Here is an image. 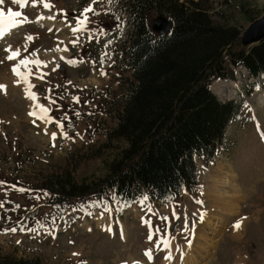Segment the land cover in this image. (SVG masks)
<instances>
[{
    "label": "rangeland",
    "instance_id": "1",
    "mask_svg": "<svg viewBox=\"0 0 264 264\" xmlns=\"http://www.w3.org/2000/svg\"><path fill=\"white\" fill-rule=\"evenodd\" d=\"M122 1L116 0L114 5H109L107 0H99L92 5L101 14H88L87 29L97 32L91 40L88 30L73 35L69 25L75 27L76 17L92 0H47L53 6L51 10L44 9L39 0L35 7L33 0H28L24 8L13 5L11 0H5V4L0 6L5 12L9 7L20 11L27 21L32 17L34 20L39 16H56L54 21L44 19L43 23L47 26L31 24L19 36L8 38L11 30L0 39L4 41L8 38L5 46L0 44V85L6 86V94L0 91V181L6 182L5 187H0V201H9L4 209H0V255L36 258L41 264H168V260L164 259L169 254L167 250L158 251L155 247L166 227L160 217L167 216L173 238L172 262L178 258L179 251L176 249L180 245H185L186 249L195 248L194 243L198 240L202 250L194 257L195 264H264V146L255 131L257 124L264 129V80L260 79L258 86L253 88L252 79L241 69H231L232 80L213 81L210 85L212 92H219L217 96L220 99H235L241 102L242 107L237 119L226 130L225 143L215 159L205 165L193 156L199 184L192 191L184 190L176 199L160 203L146 201L144 206L134 204L122 209L121 214L103 199L100 202L89 201L91 204L77 209H67L60 216V210L53 211L49 195L41 200L34 199L44 193L38 189L39 184L52 174L68 172L77 184L91 183L104 177L108 164L126 146L123 141H110L107 137L108 130L116 123L120 98L131 81L130 71L123 66L120 52L128 31L126 18L120 14ZM193 1L208 11L214 23L236 27L241 34L253 19L261 17L264 12V0ZM62 13H66V17ZM156 17L151 16L149 24ZM53 25L54 34H47V27L50 29ZM99 29L104 30L103 35L99 34ZM29 36L33 39L28 40ZM77 36L79 42L73 46L72 41ZM9 47L21 51L16 61L7 60L5 49ZM57 47L67 48V51H56ZM98 49L109 54L103 65V71L107 73L105 76L100 75L99 61L95 63L91 60L93 50ZM33 52L35 56L31 55ZM56 55L59 58L54 61ZM25 57L47 62V67L39 69V72L47 73L43 80L36 78L38 70L32 66L30 82L35 85L32 91L39 97L37 103L51 110L49 115L53 120L67 117L62 121L65 125L68 119L72 121L73 128H66L72 139L60 138L55 123L46 124L37 120L33 124V117L29 116L33 102L26 98L24 85H17V77L11 70L19 59ZM67 60L78 63L70 66ZM57 65L63 66V70H59ZM53 68L57 70L52 71ZM49 95L56 100V104H50L45 98ZM72 97H79L80 102H74ZM76 112L81 115L77 117ZM53 132L58 136L56 147H52ZM216 169L221 170V179H231L238 191L235 193L230 186L218 188L215 197L221 198L217 211L211 207L218 202L217 198L211 201L205 195L206 177L214 175ZM7 185H17L32 192L21 194ZM211 192L214 193L213 190ZM92 204L97 206L90 207ZM14 205H20V208L6 211ZM105 206L110 211H105ZM147 207L152 211L148 212ZM173 209L181 216L180 220L172 217ZM210 210L216 218L205 242L195 237L196 230L193 233L191 228L193 223L195 228L199 224V213ZM185 216L189 232H184ZM53 218L54 225L51 223ZM21 220L28 227H35L39 220L45 228L51 230L54 227L56 230L52 235L43 231L39 234L19 231L2 234L4 229L17 226V221ZM146 220L152 221L153 230L157 227L161 229V234L154 236L152 242L148 241L149 229L143 223ZM237 223L240 224L239 229L234 227ZM109 228L111 231H108ZM188 240H191V247H188ZM149 249L153 253L151 262L144 256ZM180 260L178 263L182 264V257Z\"/></svg>",
    "mask_w": 264,
    "mask_h": 264
},
{
    "label": "trees",
    "instance_id": "2",
    "mask_svg": "<svg viewBox=\"0 0 264 264\" xmlns=\"http://www.w3.org/2000/svg\"><path fill=\"white\" fill-rule=\"evenodd\" d=\"M120 11L128 28L121 60L131 81L107 137L126 146L96 181L77 184L67 172L39 184L60 216L103 199L119 211L144 196L161 202L195 188L193 155L206 165L212 162L241 108L234 100L221 102L209 84L231 79V67L244 68L255 84L264 80V40L242 48L236 27L214 23L193 0H123ZM158 14L171 21L162 36L149 24ZM0 264L41 262L0 255Z\"/></svg>",
    "mask_w": 264,
    "mask_h": 264
},
{
    "label": "snow or ice",
    "instance_id": "3",
    "mask_svg": "<svg viewBox=\"0 0 264 264\" xmlns=\"http://www.w3.org/2000/svg\"><path fill=\"white\" fill-rule=\"evenodd\" d=\"M99 0H92V3L89 4V6L85 7L83 9V11L81 12L80 16L76 17V24L75 27H72L71 25H69V27H71V31L73 33V35H76L77 33H83L84 31L88 30L87 29V25L89 23V13H92L94 16H99L101 13L97 12L94 10L93 6L94 4L98 3ZM109 5H114L116 0H107ZM11 3L13 5H19L20 8H24L25 5L28 3V0H11ZM39 3L43 5L44 9L46 10H51L52 9V5L50 3L47 2V0H39ZM5 4V0H0V6ZM37 4V0H33V6L35 7ZM65 17H66V13H62ZM22 13L20 11H14L11 7L7 8V11L5 12L3 10L2 7H0V39H2L7 33H9L12 29H15L19 26H21L22 24L27 22V17H24L23 19H21ZM44 19H47L49 21H54L56 19L55 15H49L48 17H44V16H39L38 17V21H43ZM117 20H119V17L116 18ZM49 31H52L51 29H49ZM99 34L103 35L104 34V30L103 29H99ZM97 32L96 31H92V30H88V38L89 40L92 39V37L96 36ZM28 40H32L33 38L31 36L27 37ZM79 42V36H77L76 40H73V46H75L77 43ZM60 43H63L62 41ZM109 43H111V41H109ZM105 47H107V45H105ZM56 51H67V48L64 49H60L59 47H57ZM5 52L8 53L7 55V60L8 61H16L20 56H21V51L19 49L17 50H12L11 47L5 49ZM25 52H27V48H25ZM31 55L35 56L36 53L33 52L31 53ZM109 54L108 53H104L99 60L100 66H101V71H100V75L101 76H105L107 75L106 72L103 71V65L105 62V57H107ZM61 59H64V57H61ZM83 61H79V63H82ZM67 64H69L70 66H76V64L78 63V61L76 60H67L66 61ZM35 66L38 70V75H36L37 79H44V76L47 75V73H43V72H39V69L41 67H47V62H43L41 60H39L38 58L35 60L29 59L28 57H25L23 59H19L18 63L15 64V66L11 69L13 74L17 77V85L19 84H23L24 85V90H25V96L27 99H29L30 101L33 102V110L29 112V116L33 117V124L36 123L37 120H40L46 124H56V127L59 130V136L60 138H63L65 140L68 139H72L71 137L68 136V131L67 130H71L73 128V123L70 119H68L67 125H65L62 121L64 119H66L67 117L62 118L60 121H56L53 120L50 115L49 112L51 111L49 108L45 107L42 104L37 103L39 97L32 91V89L35 87V85H33L30 82V77H32L33 72H32V66ZM59 67V65H57V68ZM23 69V70H22ZM56 68H53L52 71H56ZM0 91H4L6 94V86L5 85H0ZM49 93L51 92V89L47 90ZM46 99H48L50 104H56V100L52 99V97L46 96ZM62 98V97H61ZM72 99L74 100V102L79 103V97H72ZM75 115L77 117H79L81 114L79 112H76ZM2 123V122H0ZM67 128V130H66ZM258 130H259V126H258ZM45 134L47 135V130H45ZM77 135H79L77 133ZM261 138L264 139V132H261ZM58 139L57 133L53 132L51 133V140H52V147H56V140ZM6 186V182L4 181H0V187H5ZM8 188L18 192V193H31L32 190L31 189H25L22 187H17V185H7ZM5 195H7V193H5ZM49 194L44 192L40 195H36L34 197V199L36 200H41L43 199L45 196H48ZM148 200L147 196H144L139 203L144 206L145 202ZM9 203V201L5 200V201H0V209H4L5 204ZM196 203L198 204H202L201 201H196ZM97 205L92 204L90 205V207H96ZM20 205H14L13 208L10 209H6V211H15L16 209H19ZM105 211H110L107 206H105ZM147 211L151 212V208L147 207ZM172 217L176 220H180L181 216L177 214V212L175 211V209H173L172 211ZM2 218V217H0ZM62 218V217H61ZM9 219H11L9 217ZM200 221L203 222L204 219V214L201 213L200 217H199ZM160 220L165 222V229H164V234L161 235V238L155 242V247L158 251H165L167 250V252L169 253L168 255H166L164 257V259L166 260H171L172 256H171V251H172V237H171V233L169 231L170 228V223H169V217L167 216H161ZM66 222V221H65ZM51 223L54 225L55 224V218H53V220L51 221ZM143 223H145L149 229L148 232V241L152 242L153 241V237L156 235H160L161 234V229L160 228H156L155 230H153V225H152V221L151 220H146L143 221ZM183 224H184V232H189V226H188V218L187 216L183 217ZM235 228L239 229L240 224L237 223L236 225H234ZM55 228L53 227L51 230L45 228V225L42 221L37 220L36 221V225L35 227H28V225L21 221H17V226L12 227L10 229H4L2 234H8V233H12L15 234L17 233V231L21 232V233H35V234H39L41 231L44 232V234L46 235H52L55 232ZM195 230V223H193L192 228H191V232L194 233ZM108 231H111V228L108 229ZM53 238H55L53 236ZM121 238H123V232H121ZM187 239V237H186ZM17 243H20V241H17ZM163 246V247H161ZM188 247H191V240H188ZM177 251H180L179 248L176 249ZM73 255H78L77 253H73ZM144 256L149 260V262H151L153 260V253L152 250H146L144 252ZM181 256H183V253H181ZM134 264H139V262H134Z\"/></svg>",
    "mask_w": 264,
    "mask_h": 264
},
{
    "label": "bare ground",
    "instance_id": "4",
    "mask_svg": "<svg viewBox=\"0 0 264 264\" xmlns=\"http://www.w3.org/2000/svg\"><path fill=\"white\" fill-rule=\"evenodd\" d=\"M46 20V19H45ZM44 21V20H43ZM39 24H41V21L38 22ZM8 34V33H7ZM6 34V35H7ZM5 35V36H6ZM4 36V37H5ZM64 56V55H63ZM67 56H65L66 58ZM22 84V83H21ZM214 89V88H213ZM214 92V91H213ZM25 93V91H24ZM214 94H219V92L215 91ZM32 111V110H31ZM221 169V168H220ZM220 169H216L215 170V174L214 175H211V176H207L206 178V187H205V195L208 197L209 200L211 201H215V198H217L216 200L218 201L221 196H217L215 197V194L217 192V189L218 188H230V189H233L234 192H238L237 191V188L235 186H233L232 184V181H230L229 179L227 180H222L220 175H221V170ZM220 177V178H219ZM213 190V194H211ZM217 203H220L219 201L218 202H214V204H212L211 207H214L215 209L213 210H218V205ZM225 204V203H224ZM230 204V203H229ZM228 206V205H227ZM231 206V204H230ZM227 209V208H226ZM204 214V219H203V222L200 221L199 217H200V213L198 214V222L199 224L196 225V235L195 237L199 238L200 240H204L205 242L207 241V236H208V232L209 230H212V228H214V222L213 220L216 218L214 215L210 214L211 213V210L208 211V212H202ZM197 243H198V240H197ZM197 243H194L195 244V248L192 247V248H185L186 246L185 245H180L178 248L180 249L179 253L178 254V258L176 260V262H172L171 260H168V264H179L178 262L180 260V258L182 257V264H195L196 263V260H195V256H198L201 252V246ZM193 244V245H194ZM176 246V245H175ZM175 250V249H174ZM181 251H183L186 255L185 256H181ZM175 252V251H174ZM172 253V252H171ZM183 253V254H184ZM176 257V256H175ZM174 257V258H175Z\"/></svg>",
    "mask_w": 264,
    "mask_h": 264
},
{
    "label": "water",
    "instance_id": "5",
    "mask_svg": "<svg viewBox=\"0 0 264 264\" xmlns=\"http://www.w3.org/2000/svg\"><path fill=\"white\" fill-rule=\"evenodd\" d=\"M171 23L163 15H158L156 20L151 24L152 31L158 35H164L170 30ZM264 40V13L262 16L251 23L242 33L240 45L250 47Z\"/></svg>",
    "mask_w": 264,
    "mask_h": 264
}]
</instances>
